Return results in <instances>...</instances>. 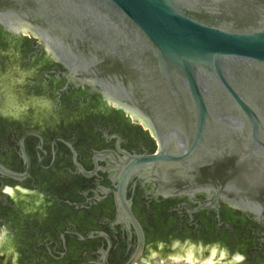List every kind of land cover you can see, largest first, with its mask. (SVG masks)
<instances>
[{
  "label": "water",
  "instance_id": "water-1",
  "mask_svg": "<svg viewBox=\"0 0 264 264\" xmlns=\"http://www.w3.org/2000/svg\"><path fill=\"white\" fill-rule=\"evenodd\" d=\"M0 24L39 36L76 79L150 128L159 149L134 156L123 183L138 173L157 194L206 192V204L264 221V0H0ZM126 215L134 260L143 233ZM158 257L208 264L190 248Z\"/></svg>",
  "mask_w": 264,
  "mask_h": 264
},
{
  "label": "flooded vegetation",
  "instance_id": "flooded-vegetation-1",
  "mask_svg": "<svg viewBox=\"0 0 264 264\" xmlns=\"http://www.w3.org/2000/svg\"><path fill=\"white\" fill-rule=\"evenodd\" d=\"M24 104L29 114L12 119ZM0 110V264H151L172 240L264 264V221L206 204V192L157 194L138 173L123 183L134 156L159 149L150 128L76 79L39 36L2 24ZM126 208L143 233L134 260Z\"/></svg>",
  "mask_w": 264,
  "mask_h": 264
},
{
  "label": "rangeland",
  "instance_id": "rangeland-1",
  "mask_svg": "<svg viewBox=\"0 0 264 264\" xmlns=\"http://www.w3.org/2000/svg\"><path fill=\"white\" fill-rule=\"evenodd\" d=\"M170 247L171 248H168L165 250L163 249L156 250V248L155 250L161 252V256L165 258L168 255H172V254L185 255V253L187 252V249L190 248L192 249L196 260L198 258L202 260H205V259L207 260L210 257L211 253L213 252L211 261L215 262V261H218L219 259H222L221 262H223V264H227V261H229V259L237 256V254H229L228 251H226L225 249L221 247H218L216 244H213V243L210 245L204 246L200 243L188 242L187 240L186 242L185 241L177 242V241L172 240L170 242ZM158 262H160V258L156 255L151 260L150 263L157 264ZM164 264H170V263H164Z\"/></svg>",
  "mask_w": 264,
  "mask_h": 264
},
{
  "label": "clouds",
  "instance_id": "clouds-1",
  "mask_svg": "<svg viewBox=\"0 0 264 264\" xmlns=\"http://www.w3.org/2000/svg\"><path fill=\"white\" fill-rule=\"evenodd\" d=\"M51 105H52V101L48 100V101H46V104L44 105V107L50 109ZM29 112H30V109H29L27 104L20 105L18 107L17 111L11 116V118L15 119V120H21L25 116H27L29 114ZM0 115H4L5 118H7L9 114L6 111L0 110Z\"/></svg>",
  "mask_w": 264,
  "mask_h": 264
},
{
  "label": "bare ground",
  "instance_id": "bare-ground-1",
  "mask_svg": "<svg viewBox=\"0 0 264 264\" xmlns=\"http://www.w3.org/2000/svg\"><path fill=\"white\" fill-rule=\"evenodd\" d=\"M212 254H213V252L211 253L210 257L207 259V263H208V264H209L210 262H212V261H211V260H212ZM190 257H191V254L188 253L186 259H187V260H190ZM174 258L177 259V256H174ZM236 258H238V257H236Z\"/></svg>",
  "mask_w": 264,
  "mask_h": 264
}]
</instances>
